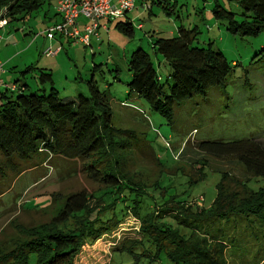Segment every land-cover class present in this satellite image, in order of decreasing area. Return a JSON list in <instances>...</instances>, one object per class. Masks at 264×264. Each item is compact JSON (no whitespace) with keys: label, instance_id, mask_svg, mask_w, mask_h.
Wrapping results in <instances>:
<instances>
[{"label":"trees","instance_id":"1","mask_svg":"<svg viewBox=\"0 0 264 264\" xmlns=\"http://www.w3.org/2000/svg\"><path fill=\"white\" fill-rule=\"evenodd\" d=\"M12 1L0 0V14ZM234 1L242 10L240 20L218 2L212 8L214 17L225 21L226 29L232 33L257 35L264 31V0ZM46 2L17 0L0 20L4 19L5 25L15 24ZM152 2L163 9L176 4L175 0ZM114 21L115 28L133 36L134 26L129 19ZM177 33L152 41L154 51L170 67L165 83L160 82L149 53L142 47L134 49L128 60L129 93L143 98L169 122L174 121L176 105L192 97H206L210 89L225 88L233 65L211 42L206 46L192 45L196 27L178 26ZM95 67L96 64L92 70ZM29 73L37 76L39 84L35 89L24 80ZM20 74L14 80V89H0V177L8 170L20 171L19 166L33 167L39 160L61 157L78 162L81 172L102 184L103 189L92 195L98 200L95 208L90 205L89 193L82 189L68 194L50 221L21 227L20 237L10 247H1L0 264H76L82 245L117 227L129 211L141 219L140 238L122 242L114 251L130 254L134 258L131 264H227V240L215 232L221 220L252 215L264 221V185H249L253 179L264 181V147L257 139L196 143V149L204 154L195 169L197 173L178 171L187 175L189 188L204 179V169L211 166L209 158L235 160L241 164L244 176L218 169L221 176L213 203L193 212L185 199L171 193L169 185L158 183L141 188L134 183L133 173L117 170L123 162L118 152L128 153L133 144L120 138L124 131L112 124L107 95L98 89L93 75L86 81L89 95L69 98L59 96L47 69L29 65ZM169 79L172 83L166 90ZM148 189L159 193V201L148 196ZM201 220L209 222L204 227ZM214 221L218 222L216 228L211 226Z\"/></svg>","mask_w":264,"mask_h":264},{"label":"rangeland","instance_id":"2","mask_svg":"<svg viewBox=\"0 0 264 264\" xmlns=\"http://www.w3.org/2000/svg\"><path fill=\"white\" fill-rule=\"evenodd\" d=\"M215 2L234 12L236 19L242 18V10L234 0H176L175 6L166 9L152 4L151 0H136L135 7L122 17L125 20L128 16L133 23V36L115 28L113 20L108 31L99 29V36L91 37L90 45L73 41L65 45L63 52L67 50L68 53L53 76L59 96L77 98L79 94H90L86 81L93 75L98 89L107 95L112 124L124 131L120 138L128 145L133 144L128 153L118 152L123 162L117 170L133 173L134 183L139 187L149 188L158 183L169 185L171 193L185 199L193 212L213 203L221 176L218 169L244 176L241 164L235 160L209 158L211 166L204 169V179L189 188L187 175L178 171L197 173L195 169L204 157L196 149L197 142L254 138L264 147V31L257 35L228 31L225 21L214 17L212 8ZM43 9H47V4ZM36 17L34 14L26 19L28 24H19L25 28L24 32L15 30L16 23L0 28V34L13 35L11 40L18 39L20 46L27 49L15 60L28 57L27 63L29 58L35 62V56L39 55L37 45H31L32 35H26L30 27L37 30L34 26ZM138 23L141 27H137ZM178 26L196 27L192 45L206 46L211 42L233 65L225 88L210 89L206 97H192L176 105L174 121L169 122L152 110L143 98L134 92L129 93L128 60L134 49L142 47L149 53L160 82L165 83L170 67L162 55L154 51L152 41L158 36L177 35ZM8 53L6 49H0V59L5 61ZM94 64L96 67L92 70ZM11 66L5 62L7 73L2 77L4 80L16 78V74L10 71ZM25 80L31 89L38 87L30 74ZM171 83L169 79L166 90ZM19 170H8L0 177V249L5 244L10 247L20 237L21 227L29 228L50 221L71 192L84 189L90 195L92 208L98 205L97 198L92 195L100 193L103 185L84 175L76 161L51 157L39 160L33 167L19 166ZM249 185L258 188L264 185V181L253 179ZM147 192L150 198H160L157 191L148 189ZM50 197L53 198L51 202ZM221 221L220 229L215 232L227 240V264H264V221L252 215H233ZM207 222L201 220L204 227ZM217 224L214 221L211 226L216 228ZM141 225V219L129 211L117 227L92 243H84L75 263H133L130 254L114 250L122 242L138 240Z\"/></svg>","mask_w":264,"mask_h":264},{"label":"crops","instance_id":"3","mask_svg":"<svg viewBox=\"0 0 264 264\" xmlns=\"http://www.w3.org/2000/svg\"><path fill=\"white\" fill-rule=\"evenodd\" d=\"M144 1H146V0H144ZM57 2H58V0H48V2H46L47 9H43V7L45 5L44 4L40 9L33 12L29 17L25 18L24 20L15 22L16 24H18V26L16 27L15 30L16 31L19 30V31L24 32L25 28L23 26H19V24L22 25V24L27 23L26 19L30 18L34 14H35V16H37L35 21H34V22H36V20H37V22L35 23L36 25L34 24V26L37 28V30H35L34 27H30V29L28 31H26V33H27L26 35H32V37H30V40L32 42L31 45H33V44L37 45L39 55L35 56V59H36L35 62H33L34 60L29 58V63H27L28 57H25L23 60H19V59L15 60L21 53L25 52L27 49L26 50L23 49L25 46H23V47L20 46L18 39L11 40L13 38V35H9V36L6 35L5 36L3 34H0V49H6L7 52H9L8 54L5 55V57H6L5 61H2L0 59L2 62V67L4 69L3 73L1 74V77H3V75L7 73V70H5V68H4L6 61L12 65L10 68V71L12 73L16 74V78H14L13 80H11L10 78H7V80L3 79L4 82L8 86L14 85L13 84L14 80L21 77L20 72L23 69H25L26 66L33 65V66H36L39 68L47 69L52 73V77L55 75V72H54L55 69L61 68L63 60H64V56L66 53H68L67 50H65L66 53L63 52L65 49L64 46L67 44H71L70 43L71 41L65 37H62L57 32H52V34H53L52 37L47 36V32H46V29L48 27H51L56 22L60 21V16L58 15V13L56 11ZM135 2H136V0H135ZM151 3L155 4L152 2V0H151ZM134 7H135V5H134ZM51 8H53V9H51ZM126 18L129 19L128 16H126ZM110 22L111 21H108L107 25H109ZM84 24H86V20L84 18H80L78 20V25L81 29L83 28ZM8 25H11V24L0 25V28H4L5 26H8ZM139 26L141 27V23L137 24V27H139ZM9 44H11V45H9ZM49 47L52 50H56L55 55L46 56L41 52V51L44 52V50L49 48ZM29 74L35 79L36 86H38L39 82L37 80V76L35 75V73H29ZM17 75H19V77ZM26 77H27V75L25 76V78ZM25 78H24V80H25ZM26 82L29 84L28 81H26ZM5 88H7V87H5ZM1 90H4V89H1Z\"/></svg>","mask_w":264,"mask_h":264},{"label":"built area","instance_id":"4","mask_svg":"<svg viewBox=\"0 0 264 264\" xmlns=\"http://www.w3.org/2000/svg\"><path fill=\"white\" fill-rule=\"evenodd\" d=\"M135 0H58L56 11L60 16V21L46 29L47 36L52 37V32H57L62 37L76 43L84 45L91 44L92 36H99V29L108 31V21L124 17L125 14L134 8ZM84 18L86 24L81 29L78 20ZM5 24V20H0V25ZM140 27V26H139ZM56 50L50 47L44 50V55L52 56ZM4 69L0 60V89H14L15 84L8 86L1 74Z\"/></svg>","mask_w":264,"mask_h":264},{"label":"water","instance_id":"5","mask_svg":"<svg viewBox=\"0 0 264 264\" xmlns=\"http://www.w3.org/2000/svg\"><path fill=\"white\" fill-rule=\"evenodd\" d=\"M16 1H17V0H13V1L10 3V5H9L8 7L12 6ZM8 7H7V8H8ZM7 8H6L5 10H7ZM5 10H4V11H5ZM4 11H3V12H4ZM3 12L0 14V16L3 14Z\"/></svg>","mask_w":264,"mask_h":264}]
</instances>
